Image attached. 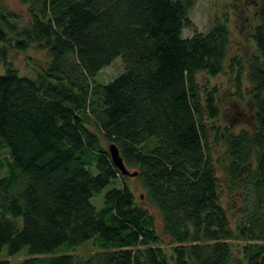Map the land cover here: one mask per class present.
<instances>
[{"label": "trees", "instance_id": "trees-1", "mask_svg": "<svg viewBox=\"0 0 264 264\" xmlns=\"http://www.w3.org/2000/svg\"><path fill=\"white\" fill-rule=\"evenodd\" d=\"M21 2L23 25L0 0V252L26 254L19 264H264V0L240 30L244 55L226 17L193 27L194 0ZM31 46L46 61L22 75L7 55ZM117 57L122 72L95 82ZM200 74L249 96L242 128L214 123L219 89ZM98 134L137 172L165 243ZM87 240L93 252L73 253Z\"/></svg>", "mask_w": 264, "mask_h": 264}, {"label": "rangeland", "instance_id": "rangeland-1", "mask_svg": "<svg viewBox=\"0 0 264 264\" xmlns=\"http://www.w3.org/2000/svg\"><path fill=\"white\" fill-rule=\"evenodd\" d=\"M194 6L189 11V18L193 23V27L197 31L205 33L215 22V20L223 19L226 17L228 27L232 32L233 41L232 47L240 50L241 54H245V49L252 51L253 45L251 40H247V36L251 33L250 29H243L244 25L253 23L252 16L254 13L252 3L255 0H194ZM5 8L14 12L18 18V23L23 25L27 23L26 5L21 0H3ZM247 10V12H245ZM194 30L192 28L183 29V36L190 37ZM247 38V39H246ZM236 43V45H235ZM46 50L37 49L35 46L29 47L26 51L11 50L8 52L7 59L10 61L18 72L22 75L30 74L34 67L44 65L46 61ZM115 58L112 64L105 68L102 72L94 77L97 83H107L111 81L116 75H118L123 69L122 62ZM34 65V66H33ZM33 66V67H32ZM3 71L2 62H0V72ZM102 79V80H101ZM231 79L227 74H220L209 79L199 75V81L203 88H212L217 86L219 89L218 102H219V118L214 121L218 126H229V128L238 130L245 125L246 119L248 120L247 110L249 107V96L244 95V99H241L235 92L234 86L231 84ZM244 82V81H243ZM246 82L243 83L242 90L246 88ZM101 140L102 146L108 150V143L98 134ZM127 169L132 172L134 168ZM127 183L133 191L136 202L143 207H146L148 211L153 215L155 221V227L158 234L161 236V241L165 243V239L162 238V217L158 208L150 203L145 197V190L142 187L141 182L137 176H126ZM110 186L105 187L100 193L95 194L90 198L91 203L100 208L103 205L104 193ZM21 220H19L20 223ZM237 244V243H234ZM94 246L92 240H87L83 244L74 247L73 253L82 257L88 256L93 252ZM19 252L14 255H8L6 247L0 252V259H8L9 264H19L20 259L26 257V254H20Z\"/></svg>", "mask_w": 264, "mask_h": 264}, {"label": "water", "instance_id": "water-1", "mask_svg": "<svg viewBox=\"0 0 264 264\" xmlns=\"http://www.w3.org/2000/svg\"><path fill=\"white\" fill-rule=\"evenodd\" d=\"M108 152L110 155V159L113 163V165L120 171L122 175H127V176H136L137 172H130L127 167L125 166L117 146L114 143H111L108 146Z\"/></svg>", "mask_w": 264, "mask_h": 264}]
</instances>
